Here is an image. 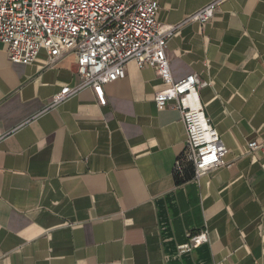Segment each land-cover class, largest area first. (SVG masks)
Masks as SVG:
<instances>
[{"label":"crops","instance_id":"0c3cea01","mask_svg":"<svg viewBox=\"0 0 264 264\" xmlns=\"http://www.w3.org/2000/svg\"><path fill=\"white\" fill-rule=\"evenodd\" d=\"M219 1L215 18L169 41L179 82L194 75L227 166L182 186V116L159 111L166 86L134 62L105 87L80 83L76 58L12 63L0 43V264H264V0H158L163 29ZM210 243L187 254L189 233Z\"/></svg>","mask_w":264,"mask_h":264},{"label":"built area","instance_id":"2783aa9c","mask_svg":"<svg viewBox=\"0 0 264 264\" xmlns=\"http://www.w3.org/2000/svg\"><path fill=\"white\" fill-rule=\"evenodd\" d=\"M218 4L215 1L183 24L163 29L158 0H0V43L7 47L12 63L32 65L42 51L48 54L49 65L75 56L80 83L62 88L52 106L85 89H91L98 103L106 106L105 87L124 80L129 63L140 70L154 69L166 86L155 95L157 109L163 111L173 103L186 130V149L175 171L191 165L199 178L227 166L228 150L206 114L196 77L174 80L167 47L183 25L211 22ZM263 149L258 142L248 145L250 153ZM209 243L210 233L204 229L189 233L178 250L187 254Z\"/></svg>","mask_w":264,"mask_h":264},{"label":"trees","instance_id":"16d2710c","mask_svg":"<svg viewBox=\"0 0 264 264\" xmlns=\"http://www.w3.org/2000/svg\"><path fill=\"white\" fill-rule=\"evenodd\" d=\"M195 179L194 169L191 165H185L181 172L175 171V182L177 186H182Z\"/></svg>","mask_w":264,"mask_h":264}]
</instances>
